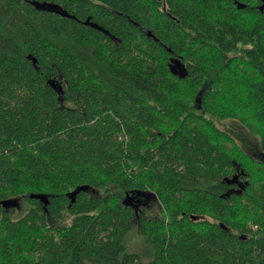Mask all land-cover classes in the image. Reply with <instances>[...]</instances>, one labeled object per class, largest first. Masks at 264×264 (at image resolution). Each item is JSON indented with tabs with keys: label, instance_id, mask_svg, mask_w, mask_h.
<instances>
[{
	"label": "trees",
	"instance_id": "1",
	"mask_svg": "<svg viewBox=\"0 0 264 264\" xmlns=\"http://www.w3.org/2000/svg\"><path fill=\"white\" fill-rule=\"evenodd\" d=\"M31 1L0 0V264H264L263 1Z\"/></svg>",
	"mask_w": 264,
	"mask_h": 264
},
{
	"label": "rangeland",
	"instance_id": "2",
	"mask_svg": "<svg viewBox=\"0 0 264 264\" xmlns=\"http://www.w3.org/2000/svg\"><path fill=\"white\" fill-rule=\"evenodd\" d=\"M217 125L222 128L229 129L230 133L234 137V139L241 143L244 148L257 157H262V154L259 152L257 148L256 137L247 132L237 121L228 120V119H218L214 118ZM141 207L144 206V211L146 214L151 216H159L160 215V206L156 200V197L151 193L141 194ZM20 209L25 207V203L23 201H19ZM128 242L130 245H133L137 248V250L147 253V246L143 243L142 240L138 239L137 236L133 233L129 235ZM93 264V263H91Z\"/></svg>",
	"mask_w": 264,
	"mask_h": 264
},
{
	"label": "water",
	"instance_id": "3",
	"mask_svg": "<svg viewBox=\"0 0 264 264\" xmlns=\"http://www.w3.org/2000/svg\"><path fill=\"white\" fill-rule=\"evenodd\" d=\"M262 5H261V8L264 6V0H262ZM31 3L38 9H41V10H45V11H49V12H53V13H57V14H61V15H68L66 13V11L64 9H62L57 3H52V2H46V1H34L32 0ZM86 23H89L88 22V17L87 19L84 21ZM94 26H96L99 30L103 31L106 35H109L111 38L113 37V35H111L106 29H104L102 26H99L97 24H94ZM35 58H33L34 60ZM51 85L54 87V83L53 81L51 80L50 81ZM59 90V89H58ZM225 181L228 182V183H234V182H237L238 181V174L237 173H234L232 176L230 177H224ZM242 185V184H240ZM83 186L80 185L78 186L77 188H75L74 190H72L70 193L71 195L75 194L78 190L82 189ZM31 196H36V197H41L39 194H34V195H31Z\"/></svg>",
	"mask_w": 264,
	"mask_h": 264
},
{
	"label": "bare ground",
	"instance_id": "4",
	"mask_svg": "<svg viewBox=\"0 0 264 264\" xmlns=\"http://www.w3.org/2000/svg\"><path fill=\"white\" fill-rule=\"evenodd\" d=\"M112 35V34H111ZM109 36V35H108ZM112 39L116 40L115 37L113 36Z\"/></svg>",
	"mask_w": 264,
	"mask_h": 264
},
{
	"label": "built area",
	"instance_id": "5",
	"mask_svg": "<svg viewBox=\"0 0 264 264\" xmlns=\"http://www.w3.org/2000/svg\"><path fill=\"white\" fill-rule=\"evenodd\" d=\"M119 137H121V136H119Z\"/></svg>",
	"mask_w": 264,
	"mask_h": 264
}]
</instances>
